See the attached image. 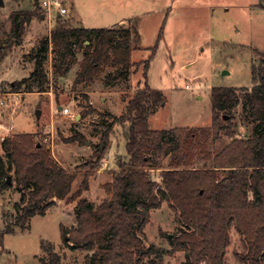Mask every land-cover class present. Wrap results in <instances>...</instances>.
Returning a JSON list of instances; mask_svg holds the SVG:
<instances>
[{
    "label": "trees",
    "instance_id": "1",
    "mask_svg": "<svg viewBox=\"0 0 264 264\" xmlns=\"http://www.w3.org/2000/svg\"><path fill=\"white\" fill-rule=\"evenodd\" d=\"M35 8L11 14V35L0 42V59L7 49L19 45L22 20L42 13L39 0H35ZM62 21L63 18L57 19ZM139 21L133 19L128 27L98 29L61 24L31 53L34 70L28 78L12 85V92L49 91L45 65L51 47L57 76L68 73L84 49L75 79L77 85L93 84L106 68L116 71L106 75V87L127 82L134 66L132 52L140 45ZM257 54L260 60L251 66L252 88L212 89L210 127L152 129L150 119L166 98L147 83L124 98L120 116L102 114L111 122L104 124L102 138L93 147L95 161L87 168L93 171L104 159L118 124L126 125L127 157L118 160L112 182L105 185L111 198L100 206L82 198L83 192L89 190L90 172L73 193L78 173L60 165L47 146L35 142L34 134L6 137L1 144L6 160L0 155V194L15 185L20 200L14 204L19 214L13 222L5 214L0 240L13 234L16 227L28 229L33 217L45 216L56 201L67 200L77 202L76 225H61V239L65 245L88 251L87 264H163L166 256L180 250L186 255L184 264H228L226 251L233 231L242 244V252H235L240 263L264 264V55ZM148 67L149 61L144 67L145 79ZM238 107L253 126L251 136H240L235 131L234 113ZM223 136L232 142L213 156L210 147ZM167 158L169 168L164 169ZM197 160L206 165L193 167ZM151 168L163 169L160 181L151 177ZM164 202L175 212L179 226L172 237L161 232L170 248L149 243L145 233L151 210L161 208ZM42 249L45 257L40 264H61V256L52 244L42 242Z\"/></svg>",
    "mask_w": 264,
    "mask_h": 264
},
{
    "label": "rangeland",
    "instance_id": "2",
    "mask_svg": "<svg viewBox=\"0 0 264 264\" xmlns=\"http://www.w3.org/2000/svg\"><path fill=\"white\" fill-rule=\"evenodd\" d=\"M39 0L40 8L43 2ZM74 7L82 17L83 25L90 28H109L123 19L139 17L138 30L142 35L143 48L134 52L131 75L127 82H119L115 87L106 88L105 77L112 72L106 68L95 81L93 87L75 83L78 68L74 66L64 79L55 74V55L50 50L46 62L50 88L45 94L14 93L12 84L21 81L28 70L23 69L22 56L31 55L39 47L49 30L62 25H73L71 14L57 22L59 9L50 7L51 19L45 22L36 15L35 25L24 18L22 27L25 34L22 46L7 49L0 59V93H5L7 104L0 109V155L6 160L1 147L2 137L16 134H34L38 145L47 146L55 160L66 169L77 172L73 186L75 193L82 185L86 173L89 190L82 198L96 206L111 198L105 185L113 180L118 169L117 162L127 157L126 125L118 124L110 136V149L93 171L89 164L95 161L93 147L98 145L104 133V124L111 119L101 115L110 113L120 116L124 110V98L131 97L138 87L145 83L165 95L166 102L150 119L154 130L174 128H205L212 125L211 92L217 87L252 88L251 66L264 55V0H73ZM35 0H4L0 7V42L11 35V13L31 10ZM62 6L70 7L68 0ZM95 7L102 8V16L93 13ZM127 7L125 12L113 15L108 8ZM45 8V7H44ZM117 11V10H116ZM24 21V22H23ZM127 21L126 27L133 20ZM154 48V53L152 51ZM84 50V49H83ZM83 50L78 54L82 57ZM24 58V57H23ZM77 60V61H78ZM149 61L146 79L144 67ZM78 63V62H77ZM28 69L29 66L25 64ZM31 67V66H30ZM68 110V112H66ZM38 111L40 116L38 117ZM235 114V131L240 136H251L253 126L241 113ZM78 134V135H77ZM82 138L81 142L72 141ZM232 139L223 136L210 149L213 156L220 153ZM116 164V165H114ZM170 158L163 162L169 168ZM206 165L197 160L193 167ZM208 166L211 162L207 163ZM163 169H149L151 177L160 181ZM14 187L0 198V231L4 229L3 213L9 221H14L18 211L14 204L20 200V193ZM77 202L56 201L45 216L36 215L29 228H15L0 240V264H39L45 257L42 242L54 246L61 256V264H87L88 251H80L65 245L61 239L60 226L76 225ZM179 230L175 212L167 202L159 209L151 210L150 223L145 228L149 243L157 247L170 248L167 238L161 234H174ZM152 243V244H153ZM235 252H242V244L235 231L232 232L231 246L226 251L228 264H241ZM183 250L173 256H166L163 264H184ZM147 262V260H146Z\"/></svg>",
    "mask_w": 264,
    "mask_h": 264
},
{
    "label": "crops",
    "instance_id": "3",
    "mask_svg": "<svg viewBox=\"0 0 264 264\" xmlns=\"http://www.w3.org/2000/svg\"><path fill=\"white\" fill-rule=\"evenodd\" d=\"M123 1V0H122ZM61 2L63 3L64 2V0H61ZM68 2L70 3V7H68L67 6V14H65V15H63V16H61L60 14H59V12H58V15H57V19L58 18H65L66 16H69L70 14H71V19H72V23H73V25H75V26H73V27H81V28H86V29H98V28H90V27H86V26H84L83 25V20H82V17H80V15H79V13L77 12V10L75 9V7H74V2H73V0H68ZM113 7H111V8H108V10L110 11V12H113L114 14L113 15H115V12H116V15L118 14L117 12H125V11H127L128 10V8L127 7H121V8H116V9H112ZM36 8H35V4H33V7H32V9L31 10H27V11H33V10H35ZM41 10H42V13L39 15V20L41 21V22H45L47 19L49 20V19H51V15H50V9H48V8H41ZM117 10V11H116ZM18 11H21V10H18ZM15 12V11H14ZM93 13H94V15H96L97 17H99V16H102V8L101 7H95L94 9H93ZM12 14V13H11ZM60 16V17H59ZM120 18H122L120 21H118L117 23H115V24H113V25H111V27H109V28H113V27H120V26H124V27H126L125 25L127 24V21H126V19H123V17H120ZM135 18H139V17H135ZM135 18H133V19H135ZM133 19H130V20H133ZM29 20H31V22H33L32 24H31V28L32 27H34V26H37L38 27V25H35V21H36V16H33V17H31ZM129 20V21H130ZM128 21V22H129ZM24 22V21H23ZM12 23V22H11ZM102 28H106V27H102ZM54 29H51V30H49V34L47 35V36H49L50 35V33L53 31ZM139 31V30H138ZM24 34H25V30H24V28H23V33H22V36H21V39H20V43H19V45H17L18 47H21L22 46V40H23V36H24ZM139 35H140V45L137 47V48H135L134 50H133V52H132V56H133V54H134V52H136V51H141L143 48H149V47H146V46H143V44H142V35H141V33L139 32ZM44 37H46V36H44ZM43 37V38H44ZM51 49H52V47H51ZM24 57V58H23ZM82 59H83V54H82V57L71 67V69L74 67V66H77V68H78V71H77V73L79 72V70H80V63H81V61H82ZM21 60L22 61H25V62H21V66L23 67V69H25V70H28V73H27V75L25 76V77H22L21 78V80H23V79H25V78H28L29 76H30V74L33 72V70H34V61L33 60H31V58H30V54L29 55H25V56H22L21 57ZM134 63V62H133ZM25 64L26 65H28L29 66V68L27 69L26 67H25ZM31 66V67H30ZM70 69V70H71ZM70 72V71H69ZM68 72V73H69ZM68 73H66L65 75H63V76H60L59 78L60 79H64L65 77H66V75L68 74ZM94 84H95V82L93 83V84H91V85H86V86H91V87H93L94 86ZM12 85H14V83L12 84ZM82 85V84H81ZM117 85V84H116ZM116 85H114V87L116 86ZM113 86H111V87H106L107 89L108 88H112ZM48 92H50V91H48ZM36 93V92H35ZM47 93V92H46ZM29 94V93H28ZM37 94H40V93H37ZM42 94H45V93H42ZM112 115H114V114H112ZM115 116V115H114ZM126 146V145H125ZM114 165H116V164H114ZM6 192V191H5ZM5 192H3L2 194H0V198L2 197V195L5 193ZM3 224H4V228H5V213H3ZM153 243V242H152ZM154 244V243H153ZM40 264V263H39Z\"/></svg>",
    "mask_w": 264,
    "mask_h": 264
},
{
    "label": "built area",
    "instance_id": "4",
    "mask_svg": "<svg viewBox=\"0 0 264 264\" xmlns=\"http://www.w3.org/2000/svg\"><path fill=\"white\" fill-rule=\"evenodd\" d=\"M53 4L59 9V14L61 16L67 14V9L62 6L61 0H49V1H44L43 2V6L45 8H48V9H50V7ZM6 104H7V100L5 98V93H0V109H2L3 107H5ZM66 112H68V110H66ZM2 127H3V125L0 124V128H2ZM5 138L6 137H2L1 142H3L5 140Z\"/></svg>",
    "mask_w": 264,
    "mask_h": 264
},
{
    "label": "water",
    "instance_id": "5",
    "mask_svg": "<svg viewBox=\"0 0 264 264\" xmlns=\"http://www.w3.org/2000/svg\"><path fill=\"white\" fill-rule=\"evenodd\" d=\"M4 5V0H0V7ZM60 17V16H59ZM40 111H38V117L40 116ZM10 182V180H9ZM169 237H172V235H170Z\"/></svg>",
    "mask_w": 264,
    "mask_h": 264
}]
</instances>
